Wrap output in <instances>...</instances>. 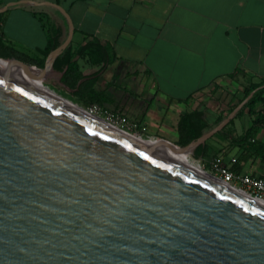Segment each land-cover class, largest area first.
Listing matches in <instances>:
<instances>
[{
    "label": "water",
    "instance_id": "1",
    "mask_svg": "<svg viewBox=\"0 0 264 264\" xmlns=\"http://www.w3.org/2000/svg\"><path fill=\"white\" fill-rule=\"evenodd\" d=\"M0 57L41 80L64 71ZM80 80L79 85L85 80ZM187 145L220 132L252 97ZM0 67V264H264V204Z\"/></svg>",
    "mask_w": 264,
    "mask_h": 264
},
{
    "label": "crops",
    "instance_id": "2",
    "mask_svg": "<svg viewBox=\"0 0 264 264\" xmlns=\"http://www.w3.org/2000/svg\"><path fill=\"white\" fill-rule=\"evenodd\" d=\"M55 4L73 22L74 47L92 37L112 47L96 84L113 99L103 106L142 124L150 137L177 142L180 117L202 109V94L228 91L229 110L220 115L226 117L247 87L264 80V0H0V43L44 57L52 37L63 43L69 35V20ZM84 59L86 74L99 70L86 57L79 63ZM253 119L247 109L235 117L227 134L207 140L209 153L227 163L237 158L233 137ZM255 137L264 142V126ZM242 172L263 176L264 162L252 158Z\"/></svg>",
    "mask_w": 264,
    "mask_h": 264
},
{
    "label": "trees",
    "instance_id": "3",
    "mask_svg": "<svg viewBox=\"0 0 264 264\" xmlns=\"http://www.w3.org/2000/svg\"><path fill=\"white\" fill-rule=\"evenodd\" d=\"M57 31V35L59 36ZM61 40H53L51 38L50 45L42 50L44 57L33 58L25 53H22L10 46L0 43V57L8 58L16 56L28 63L44 66L45 60L49 52L61 44ZM113 49L109 44L103 43L100 39L92 37L84 44L74 47L71 42L67 48L56 58L54 66L56 69L64 71L62 81L71 88H78L73 94L79 98L85 105L89 106L93 103L104 105L111 103L112 97L107 94L105 90H100L96 87L99 73L106 68V66L113 59ZM79 57H86L88 61L94 65H100L99 70L94 73L86 74L80 66ZM86 78L80 85L81 79ZM264 80L260 83H253L244 90V96L239 102L234 105L229 112H231L239 103L245 100L252 92V97L245 103V105L235 115H241L246 109L254 116L251 126L240 137H233L235 142L241 149L240 155L233 163L232 169L241 172L244 163L252 158H259L264 162V142L261 140H252L257 134L259 128L264 126ZM263 104L261 109H257L259 103ZM234 117V118H235ZM225 116H219L216 124L220 123ZM234 118L218 133L227 134L228 126L234 121ZM212 128V123L206 117V111L203 109H194L190 112L184 113L178 122V141L180 145H187L192 140L200 137L205 131ZM210 146L208 141L200 144L194 152L197 158H205L209 156ZM264 177V175L262 176Z\"/></svg>",
    "mask_w": 264,
    "mask_h": 264
},
{
    "label": "built area",
    "instance_id": "4",
    "mask_svg": "<svg viewBox=\"0 0 264 264\" xmlns=\"http://www.w3.org/2000/svg\"><path fill=\"white\" fill-rule=\"evenodd\" d=\"M91 113L99 114L106 118V120L118 127L120 125H125V122L128 124V128L132 131H128L136 136L143 137L138 130L139 123L135 121H128L125 117L119 113L108 109L102 105L93 103L86 107ZM120 124V125H119ZM125 130V129H124ZM254 137L252 140H256ZM236 158H233L231 163L236 162ZM211 165L214 170L219 174V177L226 183L231 186L239 187L246 190L249 194L256 197L257 199H264V177L255 174H249L244 172H237L233 170L231 165L227 162L222 161V158L219 156H214L211 159ZM218 176V175H217Z\"/></svg>",
    "mask_w": 264,
    "mask_h": 264
},
{
    "label": "bare ground",
    "instance_id": "5",
    "mask_svg": "<svg viewBox=\"0 0 264 264\" xmlns=\"http://www.w3.org/2000/svg\"><path fill=\"white\" fill-rule=\"evenodd\" d=\"M0 67L4 68L5 70H7L11 74L15 75L16 77L20 78L21 80L31 84L32 86L37 87V88H39L45 92L57 95V96L65 99L67 102L77 106L79 109H81L85 112L88 111L89 113H91L87 108L73 102L72 100H70V99L62 96L58 92H56V90H54L52 87L45 84L44 81L41 80V78H39L33 70L27 69L24 65H17V64H15L9 60L0 59ZM91 114H93V113H91ZM93 115H95L98 119H100L106 123H109L106 120V118H104L103 116H101L99 114H93ZM138 138H140V137H138ZM140 139L141 140L146 139L147 143L153 145V147H155V149H157L161 153H164L168 157L173 158V159L176 158L179 162H181V163H183V164H185V165H187V166H189L195 170H198V171L203 172L207 175H210L211 177L215 178L218 181L226 183L219 176L213 175L212 173L208 172L198 161L192 159L190 157V154H187L184 152H179V151L173 149L172 147H170L169 145L163 143L161 140H159L157 138L141 137ZM227 185H228V183H227ZM232 187L234 189H236L237 191L242 192L245 195L252 196L251 194H249L246 190H244L242 188L234 187V186H232ZM258 200L264 204V199H258Z\"/></svg>",
    "mask_w": 264,
    "mask_h": 264
},
{
    "label": "rangeland",
    "instance_id": "6",
    "mask_svg": "<svg viewBox=\"0 0 264 264\" xmlns=\"http://www.w3.org/2000/svg\"><path fill=\"white\" fill-rule=\"evenodd\" d=\"M88 65L87 61L84 59L81 63V69H85V67ZM58 74H55L54 76H51L49 79L44 80V83L49 85L50 87H52L54 90H56V92H58L59 94H61L62 96L72 100L73 102L83 106V107H88L87 105H85L82 101L79 100V98L77 96H75L71 91H69L68 89H66L64 86H62L61 84H59L58 81ZM228 91H221V90H216L215 92H212L211 94H202L200 96V104L199 106L206 111L207 114V118L213 122L216 121V119L220 116L223 115L225 112H227L229 110V108L227 107V98L228 95L227 94ZM232 106V105H231ZM108 109H111L115 112H119L117 110V108H115L114 106L111 105H107L106 106ZM127 119V118H126ZM128 123V122H127ZM125 122V125H120V127L122 129L128 130L130 132H132L129 128H128V124ZM139 133L144 137V138H154V137H150L148 136V132L146 131V129L143 128V125L139 123V127H138ZM218 135V134H217ZM224 136V134H221ZM219 137V136H216ZM217 153V152H216ZM214 155H216L215 153H213V150L210 151L209 156L205 157V158H197L195 157L193 154L190 155V157L196 161H198L208 172L212 173L213 175H218L219 174L216 172V170L213 169L212 165H211V159L214 157ZM222 155V154H221ZM221 155H218L219 157H221ZM217 156V155H216ZM222 161H224L222 159ZM229 164L232 166L233 164L231 162H229Z\"/></svg>",
    "mask_w": 264,
    "mask_h": 264
}]
</instances>
